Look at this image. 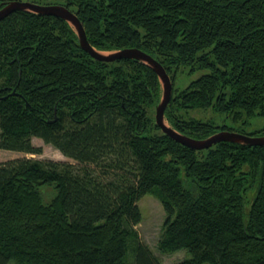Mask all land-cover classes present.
Wrapping results in <instances>:
<instances>
[{"label": "trees", "instance_id": "1", "mask_svg": "<svg viewBox=\"0 0 264 264\" xmlns=\"http://www.w3.org/2000/svg\"><path fill=\"white\" fill-rule=\"evenodd\" d=\"M62 4L94 48L137 47L166 68L165 120L177 131L264 135L182 111L264 115V0ZM180 68L207 72L177 89ZM161 94L147 64L92 58L62 18L16 10L0 20V148L40 153L37 137L74 160L0 162V264H159L136 231L147 194L166 212L158 250L186 251L175 264H264V145L188 148L154 122Z\"/></svg>", "mask_w": 264, "mask_h": 264}, {"label": "water", "instance_id": "2", "mask_svg": "<svg viewBox=\"0 0 264 264\" xmlns=\"http://www.w3.org/2000/svg\"><path fill=\"white\" fill-rule=\"evenodd\" d=\"M16 10H26L31 11L36 14L43 15H53L59 18H62L68 22V24L75 29L77 38L79 39V45L84 50L87 51L92 58L99 59L102 61H115L121 58H134L139 61H143L150 68H152L161 83L162 94L160 97V102L156 104L154 108V122L160 127L161 131L164 134H168L176 142L181 143L182 145L187 146L188 148L201 150L212 147V145L221 141L237 142L241 144L248 145H264V135H250L248 133H241L238 131H229L226 129L218 130L212 133L210 136L205 138H194L188 136L180 131L174 129L167 121L165 120V109L169 103V100L172 96V79L170 78L166 68L153 56L149 55L142 49L140 50L137 47H124L118 50L113 51H101L97 48H94L90 45L88 38L86 37L85 27L82 25V22L79 16L75 11L71 10L68 6L64 4L50 3L42 4L35 3L32 1H23V0H9L0 5V20L9 13Z\"/></svg>", "mask_w": 264, "mask_h": 264}, {"label": "rangeland", "instance_id": "3", "mask_svg": "<svg viewBox=\"0 0 264 264\" xmlns=\"http://www.w3.org/2000/svg\"><path fill=\"white\" fill-rule=\"evenodd\" d=\"M27 1V0H23ZM35 3L45 4L44 0H29ZM57 3L62 4L65 0L49 1L47 3ZM74 11V10H73ZM205 69H197L189 73L187 68H180L175 71L174 74V87L179 89L184 87L190 80L198 78V75L206 73ZM173 87V84H172ZM187 116H192L195 118H200L203 121L213 122L215 126L227 125L232 127V129L241 128L243 131L252 132L256 129L264 127V115H254L251 117H242L238 120H233L231 115L225 112H219L215 110L211 105L210 107H199V108H188L182 110ZM248 123H243V121ZM233 131V130H232ZM236 131V130H234ZM245 134V133H244ZM33 143L41 147L40 153H26L18 152L15 150H7L0 148V162L6 159L20 158L23 156L38 159H50V160H61V161H71L74 162L69 157H65L60 150L54 148L51 144L46 143L40 138L33 137ZM140 212L142 213V218L136 226V231L138 236H140L141 242L148 250L152 253V256L158 258L159 264H175L177 261L182 260L186 256V251L178 250L172 253L160 252L158 250L157 242L160 239V233L163 225V221L166 216L164 212L162 202L156 196L152 194H147L142 196L137 200Z\"/></svg>", "mask_w": 264, "mask_h": 264}]
</instances>
